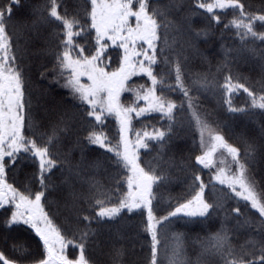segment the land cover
Instances as JSON below:
<instances>
[{"label":"snow or ice","instance_id":"1","mask_svg":"<svg viewBox=\"0 0 264 264\" xmlns=\"http://www.w3.org/2000/svg\"><path fill=\"white\" fill-rule=\"evenodd\" d=\"M179 7L176 0H82L70 16L64 0H44L33 6L29 22L19 16L24 0H0V264H97L90 252L99 247L98 237L125 213L129 219L141 217L134 236L143 237L147 264H161L160 228L177 219L204 223L214 216L220 227L200 241L201 257H214L211 264H264V6L253 10L244 0H192L189 15L176 19L172 13ZM226 10L232 17L224 23ZM196 15L204 20L202 27H192L190 17ZM222 23L220 39L231 31L237 46L221 44L223 60L215 73L192 72L186 49L198 51L196 42L207 41ZM39 29H48L44 42L47 54L55 57L52 80L63 79L62 87L79 102L73 105L75 112L58 113L44 131L32 116L30 69L24 63L29 41L20 43L25 32ZM114 49L118 59L110 55ZM249 57L257 58L261 69L255 81L233 71L238 59ZM48 72L41 71V79ZM133 77L146 82L130 87ZM241 91L247 100L236 106L232 98ZM125 92L132 93L131 103L122 102ZM208 95L229 114L259 116V136L229 143L200 103ZM152 113L159 114L161 126L142 134L138 130L135 140L130 139L132 121ZM113 116L119 137L115 143L102 130ZM74 122L87 134H77L65 152L61 137L73 131ZM178 129L192 135L189 155L179 162L165 159ZM197 139L200 154H195ZM153 143L159 146L157 155L145 163L138 150H150ZM89 146L103 151L86 161ZM74 149L81 154L75 165L69 159ZM218 152L230 158L219 166L214 162ZM102 157L127 173L115 181V192L122 184L127 188L118 202L111 187L94 175L85 178L87 170L104 167ZM21 159L33 167L22 186L9 182ZM57 168L63 176L59 184L52 180ZM173 168L184 173L187 191L170 198L166 214L158 215L156 189ZM213 168L206 182L203 170ZM77 182L87 189L77 190ZM61 201L67 215L58 225L48 206L59 208ZM242 232L245 238L234 244ZM122 256V249L113 247V264H123ZM166 258L168 264H187L179 243Z\"/></svg>","mask_w":264,"mask_h":264},{"label":"trees","instance_id":"2","mask_svg":"<svg viewBox=\"0 0 264 264\" xmlns=\"http://www.w3.org/2000/svg\"><path fill=\"white\" fill-rule=\"evenodd\" d=\"M70 1V0H68ZM252 5H255L258 0H251ZM44 0H24L25 8L21 10L19 13V16L23 19L28 20L29 22L32 19V8L35 5L42 4ZM180 5V7L177 10H174L173 12L183 15L181 18L188 16V9L192 7V0H182L180 3H177ZM260 5H257L258 8ZM261 6H264V0L261 1ZM260 6V7H261ZM259 7V8H260ZM202 11V10H201ZM81 15L83 16V13L81 12ZM172 15L175 17V14L172 13ZM179 17V19H181ZM191 23L193 28H199L202 27L200 24L204 22V20L201 18L200 15L191 16ZM198 25V26H197ZM200 25V26H199ZM223 33L224 39L220 41L221 44L231 45L230 41L235 42V38L233 33L229 37V34ZM29 34V35H28ZM35 34V39H33L30 36V32H25L24 36L22 37L20 43L24 44V40L26 35L30 37V39L34 42V44L31 42L28 44V54L31 52H39L47 48V45L45 44V38L48 34V29H39ZM186 39V38H185ZM30 40V41H31ZM202 39L196 42L197 45L201 42ZM83 42V41H81ZM218 41H215L212 45H216ZM228 43V44H227ZM238 43V42H237ZM257 45H259V42H256ZM33 44V45H32ZM221 44L219 49L217 50V55L213 53H208L207 57L205 58V65L204 60L201 62V59L198 58L197 53L194 52L191 48L186 49V54L189 57L188 64H190V70L194 72H198L201 65L203 68V73L213 71L212 73H215L216 66L223 60V55L221 52ZM207 45V44H206ZM211 45V46H212ZM46 52V51H45ZM196 53V54H194ZM196 57V58H195ZM194 58L196 59L195 62L191 63ZM55 57L54 55H49L46 52V55L42 59H37L34 61L30 60V56L28 55L27 59H25L24 63L25 65H28V68L30 71H26V75L30 76L29 84L28 86V92L32 99V116L42 118V115H40L41 111H43V104L45 103V99L42 98L40 95H43L42 93H46L48 98L50 96L54 100H58V104L64 109L75 112L77 109L73 107V105L79 104L78 101H75L72 99L71 93L67 88L62 87L63 85V79L60 80L59 83H56L52 80L51 75V68L52 64L54 63ZM239 60V59H238ZM244 65V71L243 75L252 74L251 81H255L259 79L261 75V69L259 66V61L257 58L249 57L248 59H242ZM33 64V65H32ZM235 63L233 64V66ZM45 68L49 70V72L46 74L47 78L41 79L40 72L44 71ZM197 68V69H196ZM240 71V70H238ZM239 73V72H236ZM249 75V76H250ZM222 77V76H221ZM222 80V78H221ZM35 87V92H32L31 89ZM40 93V95L38 94ZM241 93V92H240ZM242 95L244 93H241ZM216 109H222L221 111H225L226 107L222 105V102L218 103L217 98L208 95ZM62 99V100H61ZM233 101H240L243 103V96L234 94L233 95ZM62 101L64 102L65 106L62 104ZM203 103H208L209 100L205 96H201L200 103L202 105ZM38 103L41 106L40 109L38 107ZM209 104V103H208ZM205 105V104H204ZM57 106V105H56ZM86 107V106H85ZM208 108L205 106L206 111L211 113V116L209 117L210 122L212 123L213 127H217L218 125H215L213 122V113L219 114L218 112H214L213 108L209 104ZM41 110V111H39ZM65 110H63L64 112ZM227 112V111H226ZM229 114V113H228ZM224 116V115H223ZM213 117V118H212ZM225 117V116H224ZM230 118H234L232 121L234 123V127H230L225 129L227 140L234 144L238 145L241 143L242 138H253L258 137L260 132V117L256 116L255 118H250L248 116H241V115H233L229 114ZM222 118V117H221ZM58 119V117L52 118L51 120L55 122V120ZM153 119H159V116L156 115H150L145 116L142 118L134 119V123L131 128H133L132 131L135 128L137 131L139 130L141 134L144 130L151 131L153 127H160L161 123H151ZM215 119V118H214ZM148 121V122H147ZM223 121V119H222ZM217 122V121H216ZM85 128H87V125H84ZM103 131H105L110 138H113V143L118 140V130L116 123L112 121L110 118H108L105 121V127L102 128ZM136 131V132H137ZM136 132L133 133V135H136ZM77 134L81 137L86 135L87 132L81 129L80 123L74 122L73 123V131L69 132L66 136H64V143L69 146L71 143H73L76 138ZM132 135V137H134ZM135 139V137L133 138ZM158 145L150 144V150L141 149L139 151L140 158L145 163L152 160L153 157L157 155ZM192 147V135L189 133L187 129H178V135L173 137L171 145L168 147V150L165 154V159L168 157H174L177 162H179L182 158H187L189 155V149ZM197 149V148H196ZM68 150V147H67ZM64 151V150H63ZM103 150L98 149L96 146H89L88 149H86V161H91L96 159L100 152ZM197 152V151H196ZM196 154V153H195ZM71 158L73 161V165L80 162L81 154L79 150H74L71 153ZM69 156V159H70ZM101 159L104 160V167H102L98 172H94L93 170L89 169L85 172V178L87 176H93L96 180L100 181L102 184L105 185V187H111L113 189V198L118 202L119 196L122 194V192L126 191V184L121 185L120 192H115L116 188V180H120L123 177L127 175V173L124 170H117L116 167L112 164H110L106 157H102ZM105 168L107 171H105ZM33 171L32 163L30 160L27 159H21V161L18 164V170H14L13 173L10 174L9 182H12V180H16L17 184L22 186L23 181L25 180L26 174H30ZM117 171H119V175H116ZM209 172H207L205 169L203 170V178L207 182L210 178L208 175ZM257 178H259V172L257 173ZM52 180L56 183H60L63 180V176L60 175V168H57L55 170V173L52 176ZM75 187L77 190H86L87 185H81L79 182L75 184ZM187 191V181L184 179V173L179 171L176 168L171 169L168 172V181L162 184L160 187L156 189V208L160 211V215H165L166 211L168 210V205L170 202V198H176L181 196L182 194L186 193ZM67 192V189H65V193ZM222 193H220L221 195ZM53 197H49L51 200ZM63 201H61V206L58 208L55 204L49 205L48 210L50 211L51 215L54 218V222L58 225H63L65 216L67 215L66 210H64L63 207ZM86 207V206H85ZM166 209H165V208ZM164 209V210H163ZM2 215V213H0ZM141 217L139 215H136L134 217H131L129 219L128 214L125 213L124 216L120 217L114 222H111L109 225H106L101 233V235L98 237L99 240V247L96 248L94 252H90L92 255V258L97 261V264H113L112 258H111V252L113 247L120 248L123 251V256L121 257V260L123 261V264H147L146 257L148 256V252L146 250L147 246L145 245L144 249H142L141 245L144 244L143 237H135L134 233L136 232L135 225L139 224ZM205 224L201 223H195L193 224V229H188L187 222H183L180 219L173 220L171 223L166 224L164 227L167 226V233L172 234L175 238L179 237V241L175 243H179L180 245H185L187 247V255L190 253L189 261L193 260L195 261V264H198V261H206L203 262V264H211V262L215 259L214 257H208V256H200V253L202 249L200 247H197L198 243L202 241L207 235H209L211 232H215L220 227V221L218 217H213L211 220L204 222ZM201 224V225H200ZM93 227H96L95 224H93ZM245 233H241L240 237L233 238L234 244H240L243 239L245 238ZM104 239L109 240V244L104 241ZM168 239V237H167ZM103 240V241H102ZM169 243L173 242V239L168 240ZM29 243L32 245V247H35V244L33 241H29ZM168 244L166 240L160 241L159 247ZM132 248V249H131ZM196 248L198 250L199 258L195 256L196 254ZM199 248V249H198ZM71 251V249H69ZM167 259L164 260V264L167 263ZM119 264V261L117 262Z\"/></svg>","mask_w":264,"mask_h":264},{"label":"rangeland","instance_id":"3","mask_svg":"<svg viewBox=\"0 0 264 264\" xmlns=\"http://www.w3.org/2000/svg\"><path fill=\"white\" fill-rule=\"evenodd\" d=\"M180 1H182V0H176V2L177 3H180ZM261 1L262 0H258L257 1V3H255V5H252V1L251 0H244V2H245V4H251L252 5V7H253V10H255V9H257V5H260L261 6ZM64 2H65V5H66V7H67V11H68V14L71 16V15H73L74 13H75V11L77 10V7L79 6V5H81L82 4V0H70V1H68V0H64ZM168 2V0H161V3H167ZM259 6V7H260ZM258 7V8H259ZM262 7V6H261ZM61 11L63 12L64 11V8H61ZM227 11V15H222V19H223V21H224V23H227L230 19H231V17H232V13L229 11V10H226ZM174 14H175V18L176 19H179V17L181 18L183 15L181 14V16L179 15V14H177V13H175V12H173ZM81 15V14H80ZM81 18H83V16L81 15ZM202 18V17H201ZM134 22V21H133ZM204 23V22H203ZM203 23L202 24H200L201 26H203ZM199 25V26H200ZM198 26V25H197ZM257 27H258V25H257ZM223 28V23L218 27V28H216L215 29V31H214V35H212V36H210L208 39H207V41H205L204 39H202L201 40V42L197 45V49H198V51H196V52H198L197 53V56H198V58H200L201 59V62L204 60V65H205V58L207 57V54L208 53H213V54H215V55H217V50L216 49H219V47H220V41H222L223 39H220V37H221V29ZM27 33V32H26ZM226 33L227 34H229V37L231 36V34H232V32L231 31H226ZM225 33V34H226ZM29 35V34H28ZM30 36L33 38V39H35L34 37H35V34H34V32H30ZM179 39V38H178ZM29 41V43L28 44H30L31 42L34 44V42L30 39V37L29 36H27L26 35V37H25V40H24V42L25 41ZM31 40V41H30ZM215 41H218V43L216 44V45H212ZM32 44V45H33ZM207 44V45H206ZM228 44V43H227ZM230 44H232V47H236L237 46V42H232V41H230ZM212 45V46H211ZM178 47H179V45H178ZM221 52H222V55H223V51H222V49H221ZM117 53H118V50H116V49H114L111 53H110V55H112L113 56V58L114 59H118V56H117ZM194 54H196V53H194ZM29 56H30V60L31 61H34V60H37V59H42L45 55H46V52L44 51V50H42V51H39V52H34V53H30V54H28ZM245 56H247V54H245ZM196 58V57H195ZM194 58V60L191 62V63H193V62H195V59ZM242 59L243 58H240L237 62H235V65L233 66V71L234 72H239V74L242 76V77H248L249 78V80L251 81V76H252V74L250 75V74H247V75H243V71H244V65L243 64H241V63H243V62H241L242 61ZM248 59V58H247ZM33 65V64H32ZM28 66V65H27ZM190 64H188V68L190 69ZM197 69V68H196ZM238 70H240V71H238ZM157 71H159V69H157ZM192 72H194V71H192ZM198 72L199 73H203V68H202V65H201V67H200V69L198 70ZM213 72V71H212ZM250 75V76H249ZM222 78V77H221ZM146 82V78H144V79H141V78H139V77H133L131 80H130V82H129V86L130 87H136V86H138V85H140V84H143V83H145ZM29 84H31L30 82H29ZM29 84H28V86H29ZM35 87H33L32 89H31V91L32 92H35ZM241 93H243L242 91H241ZM240 92H238L237 93V95H240V96H243V98H245L244 100H243V103L242 102H240V101H237V99H236V101H233V103H234V105H236V106H239V105H241V104H244L245 102H246V100H247V97H246V94H241ZM39 95H40V93H38ZM43 95H40L42 98H44L45 99V103L43 104V111H41V110H39V111H41L40 113V115H42V118L41 117H38L37 119H36V117H33V119H34V121L37 123V124H39V125H41V127H40V130L41 131H44L47 127H49V125L50 124H52V123H55V122H53L51 119L52 118H55V117H58V113H63V110H66V108H62L59 104H58V100L56 101V100H54L51 96H50V98H48V96L46 95V93H42ZM236 94V93H235ZM122 95V102H124V103H131V101H132V93H130V92H125V93H122L121 94ZM173 98L174 99H176L177 100V103H179V97L178 96H175V95H173ZM207 98V100H209V104H210V106L213 108V110H214V112L216 111V112H218L219 114H214L213 113V116H214V118H213V122H214V124L215 125H218L217 127H218V129H219V131L226 137V133H225V129H227V128H232V127H234V123H233V119L234 118H230L229 117V114H228V112H226L227 111V109L225 110V111H221L220 109H216L215 107H214V105H213V103H212V101H211V99H210V97L209 96H207L206 97ZM62 100V99H61ZM138 103H140L141 105L143 104V101H139ZM208 103H203V101H202V106H203V109H205V106H207L208 108H210L209 107V104ZM62 104L65 106V104H64V102L62 101ZM205 104V105H204ZM57 105V106H56ZM38 107H39V109H40V105H39V103H38ZM153 115H156V116H159V114H156V113H152ZM152 114H149V115H146V116H150V115H152ZM225 117H224V116ZM222 117V118H221ZM112 121H114L115 123H116V121H115V117L113 116V117H109ZM222 119H223V121H222ZM56 121V120H55ZM217 121V122H216ZM148 122V121H147ZM93 123H94V121H93ZM133 123H134V120L132 121V125H133ZM151 123H163V122H161L159 119H157V121H156V119H153V121H151ZM133 130V128H131V134H130V139H132V140H135V139H133L136 135H133V133L134 132H136L137 131V129L135 128L134 130H136V131H132ZM140 130V129H139ZM86 132V131H85ZM68 133H65V134H63L62 135V137H61V143H62V145H63V149L62 150H64L65 152H67V147H69V146H67L65 143H64V136H66ZM132 135L134 136V137H132ZM227 139V138H226ZM229 142V141H228ZM230 143V142H229ZM196 148H197V152H196V154H200L199 153V141H198V139H197V143H196ZM74 150H76V149H74ZM73 150V151H74ZM143 150V149H142ZM138 151H141V149H139ZM222 159H224L226 162H227V160L228 159H230V158H227V156H226V154H223V155H221L219 152L218 153H216V154H214V162H215V164L217 165V166H219L220 165V160H222ZM70 160H71V162H72V164H74L73 163V161H72V158H71V156H70ZM207 172H209L208 173V175L209 176H211L212 175V172H214L215 170H216V168H213L211 171H209L208 169H205ZM260 175V174H259ZM220 187H222V186H220V185H217V188H220ZM218 195H220V193H218ZM222 195V194H221ZM63 204V203H62ZM165 208V207H164ZM166 209V208H165ZM65 210V209H64ZM164 210V209H163ZM157 214L158 215H160V211L159 210H157ZM183 222L185 221V220H182ZM188 224V226H187V228L188 229H193V227H194V225L193 224H195V223H187ZM201 224H205V223H201ZM200 224V225H201ZM212 233V232H211ZM167 237H168V239H167ZM159 239H160V241H164V240H166L167 242H168V244H165V245H163V246H161L160 247V253H161V264H164V260H166L167 258V255H168V253L171 251V249L173 248V247H175V245L177 244V243H175V242H177V240H176V238L172 235V234H170V233H167V226L165 227V228H160V234H159ZM170 239H173L174 241L173 242H171V243H169V241L168 240H170ZM103 241V240H102ZM104 241L106 242V243H108L109 244V240H107V239H104ZM197 247H200L201 248V243L199 242L198 243V245H197ZM181 248H182V257L183 258H185L186 260H187V264H195V261H193V260H191V261H189V256H190V253L187 255V247L185 246V245H181ZM132 249V248H131ZM199 249V248H198ZM202 249V248H201ZM195 256L197 257V258H199V255H198V250H197V248H196V254H195ZM203 262H206V261H200V264H203ZM166 264H168V261H167V263Z\"/></svg>","mask_w":264,"mask_h":264}]
</instances>
